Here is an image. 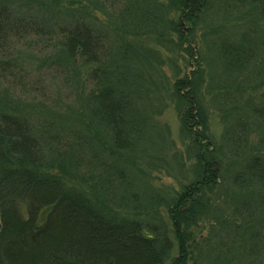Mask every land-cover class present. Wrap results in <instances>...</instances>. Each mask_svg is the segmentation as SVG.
Returning <instances> with one entry per match:
<instances>
[{
	"label": "trees",
	"instance_id": "16d2710c",
	"mask_svg": "<svg viewBox=\"0 0 264 264\" xmlns=\"http://www.w3.org/2000/svg\"><path fill=\"white\" fill-rule=\"evenodd\" d=\"M232 1L251 3L264 18V0ZM211 2L176 0L180 13L172 25L175 44L192 59L200 50L191 31L211 9ZM51 4L47 0H0V264H204V255L217 246L199 230L215 218L217 203L212 192L223 172L193 77H178L173 92L185 102L180 111L182 129L196 147L199 175L167 202L170 224L149 221L134 204L140 193L132 188L120 162L122 151L135 146L145 128L137 90L127 83L131 77L130 64L125 63L127 50L115 33L96 20L59 15ZM32 37L38 44L46 37L43 48H60L92 64L86 83L92 84L97 116L113 132L111 155L119 157L113 171L120 178L124 211L103 199L95 184L88 190L83 185L85 174L69 177L66 172L73 166L66 151L73 149L71 131L54 117V111L29 106L27 96L35 102L47 93L43 79L34 76V68L16 53ZM232 52L230 60L240 69L246 63L241 58L244 51ZM193 65L196 73L198 64ZM229 67L234 68L231 61ZM256 111L264 124V106ZM82 137L80 151L88 143L85 133ZM234 180L264 183L261 156L252 155L245 172H238ZM133 205L138 208L134 213ZM207 242L210 247L203 254L202 243ZM217 259L221 264L223 258Z\"/></svg>",
	"mask_w": 264,
	"mask_h": 264
},
{
	"label": "rangeland",
	"instance_id": "374dc122",
	"mask_svg": "<svg viewBox=\"0 0 264 264\" xmlns=\"http://www.w3.org/2000/svg\"><path fill=\"white\" fill-rule=\"evenodd\" d=\"M47 1L59 15L96 20L115 33L127 50L125 63L131 67L127 83L137 90L145 128L135 146L122 151L120 162L132 188L140 193L134 203L140 215L170 224L167 202L199 175L196 147L182 129L180 111L185 102L173 92V81L189 74L223 172L212 192L217 203L215 218L199 230L217 246L210 250V257L204 255V264H219L218 256L223 258L221 264H264V183L234 180L238 172H245L252 155L259 154L264 160V124L256 111L264 106V18L260 9L247 1L212 0L211 9L191 31L200 50L192 59L175 44L172 25L180 13L176 0ZM167 37L169 40H162ZM44 38L40 44L34 37L24 40L16 52L46 84L47 93L35 102L27 96L28 104L39 107L37 111H54V117L71 131L75 150L66 151L73 166L66 172L69 177L85 174L83 185L88 190L95 184L103 199L123 208L120 178L113 171L115 164L119 166L118 154L111 155L113 132L97 116L92 84L86 83L92 64L60 48H43L47 44ZM235 47L244 51L241 58L246 63L240 69L230 60ZM193 63L198 64L196 73ZM84 133L88 143L80 151L78 142H84ZM137 209L133 205L132 213ZM208 244L202 243L203 254Z\"/></svg>",
	"mask_w": 264,
	"mask_h": 264
}]
</instances>
